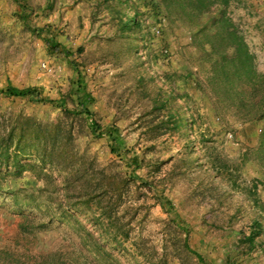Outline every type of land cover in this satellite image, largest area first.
<instances>
[{"label": "rangeland", "instance_id": "obj_1", "mask_svg": "<svg viewBox=\"0 0 264 264\" xmlns=\"http://www.w3.org/2000/svg\"><path fill=\"white\" fill-rule=\"evenodd\" d=\"M22 3L28 27L18 17ZM122 9L136 14L140 33L122 32L102 0H0V87L37 89L28 97L0 94V148L21 142L24 165L0 173V248H27L24 264H264V232L247 239L256 218L264 225V157L256 152L264 117L246 121L228 96L213 95L195 39L201 27L212 32V18L223 12L264 76V0H124ZM50 37L73 52V63L48 53ZM76 68L93 97L92 117L61 105L81 108ZM166 72L183 77L170 82ZM174 87L187 94L178 129L155 102ZM112 126L121 145L108 135ZM50 152L62 161L46 160ZM71 167L79 170L75 188L66 182ZM107 183L116 190H102ZM9 189L34 194L36 205H15ZM66 196L101 252L51 217ZM21 214L44 224L27 238L32 243L21 238ZM7 258L0 264H17Z\"/></svg>", "mask_w": 264, "mask_h": 264}, {"label": "trees", "instance_id": "obj_2", "mask_svg": "<svg viewBox=\"0 0 264 264\" xmlns=\"http://www.w3.org/2000/svg\"><path fill=\"white\" fill-rule=\"evenodd\" d=\"M19 1V0H16ZM124 0H102V4L108 12H112L115 19L118 20L120 29L124 33H129L130 30L136 29L138 33L142 31V26L138 20L136 14L130 15L123 12ZM211 1H208L206 6V11L209 10ZM203 5H206L203 3ZM23 9L19 14V18L22 23L28 27V16L26 13L25 5L22 3ZM210 27L213 28L212 32H208V27H201L195 33V39L199 41L198 48L201 50V58L209 66L210 78L209 85L211 86L212 93L214 96L221 100L223 95L228 96L232 100V106L236 110L244 112L241 114V117L246 121H255L264 117V76L259 74L253 65V55L250 52L246 41L243 36L236 29L233 21L227 17L223 12L218 16L212 18ZM42 33V30L39 32ZM48 47V53L51 55L62 54L65 58L69 60L70 63H73L71 56L73 52L59 42L55 37L44 38ZM208 44V47L205 45ZM77 69V75L74 78L75 93L78 95V104L79 108L70 110L64 104L62 108L66 114L73 115H86L91 116L90 109L88 104L93 101L92 95L86 91L85 82L83 74ZM165 75L168 76L170 82H178V80L183 77L175 72H166ZM224 89V90H223ZM37 92L36 88H20L12 84H8L6 87H0V94H5L7 96L15 97H28L34 96ZM224 93V94H223ZM158 98L155 102L158 103L162 108H165L169 111V116L173 120V126L175 128H180L183 125V117L185 111L182 110L179 100L185 99L187 94H181L176 90V87L171 88L170 91H163L159 93ZM45 99V98H44ZM64 103V102H63ZM27 124H33V126H38L40 128L44 123H35L28 119ZM92 128L95 130L99 127L96 121L92 120ZM35 131V130H34ZM31 133V132H30ZM11 134V132L9 133ZM108 135L113 141L114 145H121L123 140L121 135L118 133V128L112 126L108 129ZM20 138V136H19ZM21 141V139H19ZM10 141H13V138L10 137ZM113 145L112 151H116L115 146ZM23 148L21 142L12 146L11 144H5L0 148V173L4 172V169L7 170V173H10L12 167L18 168L19 171L23 168L22 162H20L21 154ZM258 153H263L264 157V132L260 139L259 148L256 150ZM61 152L55 156L50 152L48 159L62 161L60 159ZM62 158H64L62 156ZM39 159V158H38ZM60 159V160H59ZM64 160V159H63ZM12 161V162H10ZM212 167V166H211ZM239 169V165H234L230 174L233 178L229 181L231 185L237 183V177L235 174ZM234 170V171H233ZM79 170H71L69 172V178L66 182L70 183L72 188L76 187L77 174ZM9 175V174H8ZM71 176V177H70ZM73 179V180H71ZM6 185V180H0V190H4ZM120 189V188H119ZM12 195V203L17 206L26 205L33 206L36 205V197L34 194L30 196H22L18 190L9 189ZM102 190L105 192H114L116 190L110 183L103 185ZM73 197V196H72ZM64 201H60L61 211L52 212V218L57 217L58 219L65 220L67 225L76 231L80 237L81 244L83 247L94 246V252H101V244L97 238L88 230L78 223V214L80 207L76 205L75 202L70 200L69 196L64 197ZM62 203H66L63 205ZM78 204V203H77ZM258 205L261 206L260 202ZM263 205V203H262ZM74 209V210H73ZM22 220L17 224L18 230L21 233V238L28 243H32V240L27 238L33 237L32 234H36V231L45 229L44 224H36V221L29 217L28 215H20ZM264 232V225L258 218L254 220V227L252 228L250 234L247 236V239L253 243L255 238L261 235ZM28 234V235H27ZM34 239V238H31ZM7 247L0 248V259L3 262L8 261V256L13 257L16 260L17 264H24L23 259H26L32 255V252L26 248V252H20L17 249H6ZM102 253L105 252V248L102 247ZM193 251V250H191ZM29 253V255H28ZM6 255V256H5ZM21 256V257H20ZM198 258L202 260L203 258L199 256ZM43 264L45 262L43 261ZM203 264V263H202Z\"/></svg>", "mask_w": 264, "mask_h": 264}]
</instances>
